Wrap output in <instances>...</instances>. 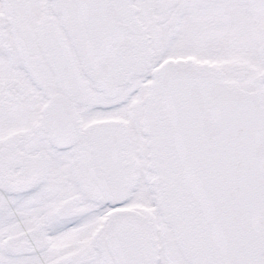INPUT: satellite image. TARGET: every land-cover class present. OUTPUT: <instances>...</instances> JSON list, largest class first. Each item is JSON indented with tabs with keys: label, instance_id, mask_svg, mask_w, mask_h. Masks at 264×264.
<instances>
[{
	"label": "snow or ice",
	"instance_id": "snow-or-ice-1",
	"mask_svg": "<svg viewBox=\"0 0 264 264\" xmlns=\"http://www.w3.org/2000/svg\"><path fill=\"white\" fill-rule=\"evenodd\" d=\"M0 264H264V0H0Z\"/></svg>",
	"mask_w": 264,
	"mask_h": 264
}]
</instances>
